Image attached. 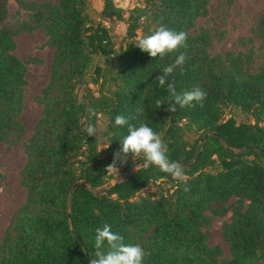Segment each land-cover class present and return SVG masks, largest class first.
<instances>
[{
    "label": "trees",
    "instance_id": "obj_1",
    "mask_svg": "<svg viewBox=\"0 0 264 264\" xmlns=\"http://www.w3.org/2000/svg\"><path fill=\"white\" fill-rule=\"evenodd\" d=\"M7 1L0 0V144L8 150L24 136L26 65L38 64L13 55V38L43 29L53 55L49 81L36 98L41 117L21 143L25 199L3 231L0 264H89L95 230L104 224L125 244H140L144 264H264V68L253 71L251 50L210 56L208 31L190 33L195 20L206 16L209 0H142L125 16L113 0H101L99 16L125 25L116 46L107 30L92 22L89 0H13L14 21L20 12L28 17L14 28L4 25ZM161 24L188 33L187 48L179 50L186 62L168 82L174 81L179 94L202 88L207 93L203 107L177 105L176 112L169 111L167 85L159 87L155 78L179 52L153 58L135 45ZM245 42L264 52V15ZM158 99L165 105L157 108ZM89 109L96 113L91 120ZM138 109L141 115L131 122L147 123L161 135L170 161L184 168L186 185L142 168L110 186L106 167L127 135V126H115V117ZM224 109L248 115L251 122L224 119ZM101 117L100 137L98 129L97 137H87L85 124L98 127ZM189 132L196 134L190 143L184 140ZM209 133L215 136L200 144ZM142 162L129 154L125 171ZM206 212L211 217L230 213L221 226L227 259L219 247L205 243Z\"/></svg>",
    "mask_w": 264,
    "mask_h": 264
},
{
    "label": "rangeland",
    "instance_id": "obj_2",
    "mask_svg": "<svg viewBox=\"0 0 264 264\" xmlns=\"http://www.w3.org/2000/svg\"><path fill=\"white\" fill-rule=\"evenodd\" d=\"M30 1L56 3V0ZM113 1L116 7L123 10L125 16V10L140 5L142 0ZM101 6V0H89L90 18L94 24H99L107 30L111 42L116 46L124 35L125 25L121 22H107L101 18L99 16ZM206 9V16L195 20L190 33L195 35L200 29L208 31L211 40L207 49L208 54L214 56L223 55L226 52L246 53L251 50L253 71L260 67L264 68V52L257 47V44L245 42L250 37V30L258 17L264 15V0H209ZM16 11L17 8L13 0H8V17L4 25L14 28L16 23L28 19L24 12H20L14 21ZM13 41V55L20 62L29 59L38 61V64L26 65L24 74L26 84L23 88L20 122L24 128L21 143H26L41 117V106L37 104L36 98L49 81L53 50L47 46V37L43 29L21 33L15 36ZM242 44L244 45L242 46ZM223 112L224 119L231 116L237 123L251 122L248 115L241 114L237 110L224 109ZM262 124H264V120ZM97 129L100 137L105 129L102 117L99 119ZM195 139L196 134L194 133L189 132L184 135V140L189 143ZM21 143L9 150L0 144V241L10 217L23 204L25 199V191L20 185V171L26 161ZM104 148L105 145L100 142L99 149ZM116 167L119 174L112 172V180L125 177L129 171H125L124 162H120ZM232 201L233 199L229 200L227 204ZM212 207H215V205H212ZM205 214L210 217L209 225L203 229L207 233L205 243L209 247H219L221 258L227 259L228 246L221 235V226L229 221L230 213H226L223 217H211L208 212Z\"/></svg>",
    "mask_w": 264,
    "mask_h": 264
},
{
    "label": "clouds",
    "instance_id": "obj_3",
    "mask_svg": "<svg viewBox=\"0 0 264 264\" xmlns=\"http://www.w3.org/2000/svg\"><path fill=\"white\" fill-rule=\"evenodd\" d=\"M188 33L184 31H173L163 24L155 29L150 35L141 36L135 42V45L143 52L148 53L151 57H164L178 53L181 48H187ZM186 62V55L179 52L174 62L162 69V73L157 75L155 80L159 87L164 88L167 85V105L169 111L176 112L177 105L184 107H203L207 93L200 87H193L190 91L179 94L175 90V83L168 82V78L173 75L178 67H182ZM157 108L165 105L164 99L156 101ZM138 109L135 115L125 117L117 115L114 124L117 127L127 126V135L120 139L122 145L120 151L114 154L113 162L106 167V172L118 173L116 160L122 163L126 162L129 154L134 158L142 157L143 167L145 169L155 168L160 172L168 174L177 184H187V178L184 168L177 162L170 161L167 155V145L161 135L155 132L147 123H141L137 126L131 121L136 120L142 113ZM93 109H89V120L95 117ZM87 137H97V127L91 122H87L83 129ZM122 154V155H121ZM185 191L189 189L187 186ZM145 250L140 244H125L123 237L114 233L111 226L104 224L95 230L94 253L91 254L89 264H144Z\"/></svg>",
    "mask_w": 264,
    "mask_h": 264
},
{
    "label": "water",
    "instance_id": "obj_4",
    "mask_svg": "<svg viewBox=\"0 0 264 264\" xmlns=\"http://www.w3.org/2000/svg\"><path fill=\"white\" fill-rule=\"evenodd\" d=\"M208 135L215 136L214 133L205 134V135L200 139L199 143L201 144V143L206 139V137H207ZM194 160H195V159H194ZM194 160H193V161H194ZM191 166H192V164H190V165L188 166V169H190ZM142 168H144V167H143V162L140 163V164H138V165H136V166H134L133 168H131V169L127 172V175H126L125 177H122V178H118V179H114V180H112V181L110 182V186H114V185H116V184H119V183L125 181V180L128 179V178H129L134 172H136V171H138V170H140V169H142Z\"/></svg>",
    "mask_w": 264,
    "mask_h": 264
}]
</instances>
